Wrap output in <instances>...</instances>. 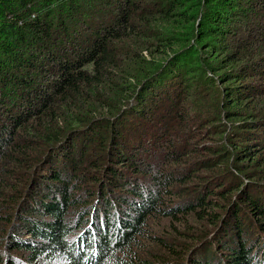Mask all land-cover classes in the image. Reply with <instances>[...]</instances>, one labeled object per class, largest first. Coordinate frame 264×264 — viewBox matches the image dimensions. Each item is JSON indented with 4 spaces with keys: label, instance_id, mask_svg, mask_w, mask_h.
Instances as JSON below:
<instances>
[{
    "label": "trees",
    "instance_id": "trees-1",
    "mask_svg": "<svg viewBox=\"0 0 264 264\" xmlns=\"http://www.w3.org/2000/svg\"><path fill=\"white\" fill-rule=\"evenodd\" d=\"M263 152L264 0H0V264H264Z\"/></svg>",
    "mask_w": 264,
    "mask_h": 264
},
{
    "label": "rangeland",
    "instance_id": "rangeland-1",
    "mask_svg": "<svg viewBox=\"0 0 264 264\" xmlns=\"http://www.w3.org/2000/svg\"><path fill=\"white\" fill-rule=\"evenodd\" d=\"M262 160V161H261ZM261 162L259 166L255 169L259 172L260 176L263 177L264 174V152L261 156ZM257 163V164H258ZM255 164V165H257ZM264 181V180H263ZM151 229L154 231L151 233V236L160 238L161 240L169 243L171 246L169 249L160 244L159 241H154V243L143 244L145 254L149 259L155 260L158 264L163 261H180L181 259L187 258V254H190V249H197L200 245L198 243L191 241V227L190 230L184 226H180L171 222L169 219L165 218H151L149 221ZM153 256V257H152Z\"/></svg>",
    "mask_w": 264,
    "mask_h": 264
}]
</instances>
